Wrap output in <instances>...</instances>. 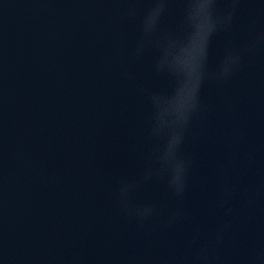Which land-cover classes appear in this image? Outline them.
Instances as JSON below:
<instances>
[{"label": "water", "instance_id": "1", "mask_svg": "<svg viewBox=\"0 0 264 264\" xmlns=\"http://www.w3.org/2000/svg\"><path fill=\"white\" fill-rule=\"evenodd\" d=\"M190 3L0 0V264H264V0Z\"/></svg>", "mask_w": 264, "mask_h": 264}, {"label": "snow or ice", "instance_id": "2", "mask_svg": "<svg viewBox=\"0 0 264 264\" xmlns=\"http://www.w3.org/2000/svg\"><path fill=\"white\" fill-rule=\"evenodd\" d=\"M209 5H210V0H191V3L188 5V7L191 6L192 8L201 12L202 14L208 16L206 10L209 7ZM187 30H188V26H187ZM210 39L211 37H209V43H210ZM176 72L178 73L180 79L177 82V87L175 88V92L172 96L174 100L178 99L180 93L184 89V72L182 69L179 68L176 70Z\"/></svg>", "mask_w": 264, "mask_h": 264}, {"label": "clouds", "instance_id": "3", "mask_svg": "<svg viewBox=\"0 0 264 264\" xmlns=\"http://www.w3.org/2000/svg\"><path fill=\"white\" fill-rule=\"evenodd\" d=\"M210 7H211V0H210V5H209V7L207 8V14H208V17L209 18H212V15H211V12H210Z\"/></svg>", "mask_w": 264, "mask_h": 264}]
</instances>
